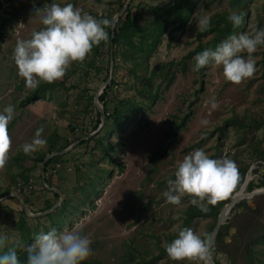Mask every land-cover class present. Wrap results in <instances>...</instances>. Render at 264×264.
Instances as JSON below:
<instances>
[{"label":"rangeland","instance_id":"1","mask_svg":"<svg viewBox=\"0 0 264 264\" xmlns=\"http://www.w3.org/2000/svg\"><path fill=\"white\" fill-rule=\"evenodd\" d=\"M118 1L121 0H0V112L8 105L15 108L8 125L11 150L7 165L0 169V195L7 193L0 199V236L7 238L0 255L27 251L40 233H59L75 227L91 241V255L82 264H178L164 251L173 241L171 237L176 239L178 230L184 228L207 234L214 220L213 215L205 214L189 221L191 197H183L180 205L169 204L164 197L167 182L175 179L183 158L202 149L211 159H232L239 174L241 166L251 161L245 175L250 178L248 182H258L264 173V162L251 157L252 149L264 154V94L260 89L264 84V46L252 54L254 74L240 84L228 82L222 66L214 62L200 73L194 71V56H190L200 42L206 43L212 37L198 36V20H211L229 10V0H189L192 9L185 27L176 29L170 25L156 46L147 48V57L131 59L127 53L124 55L123 48H111L110 43L94 46L83 62L69 67L63 79L51 84L41 82L36 97L27 98L32 89L26 88L18 75L14 49L17 41L30 39L33 31L43 27L42 19L49 6L71 3L82 13L113 23L121 10ZM175 1L133 0L138 25L150 24L155 7L166 9ZM259 30H264V0H252L236 36H252ZM130 42L139 48L140 36ZM135 51L130 52L136 55ZM242 55L247 58V53ZM107 69H112V74L106 86L111 80L113 84L107 89L104 117L110 114V118H104L103 125L94 130L98 111L94 97L109 77L108 74L106 78ZM98 103L103 107L99 98ZM114 108L116 115L112 113ZM230 118L253 124L252 131L245 132L229 122ZM41 126L46 146L26 155L22 145L30 143ZM81 138L90 139L79 144ZM51 143L57 151L71 148L57 155L61 158L48 168L50 187L59 191L62 201L46 213L59 197L54 198V191L43 184L42 162L37 158L48 154ZM63 172L66 176L59 177ZM29 184L30 191L24 190ZM244 191H248L246 185ZM12 193L29 202L26 205L30 204L32 214L40 215H22L15 198L4 202ZM45 195L53 199L48 210ZM246 202L256 209L245 211V206L228 215L234 228L226 237L230 246L224 252L211 248L215 264H247L248 247L256 256L264 251L260 237L264 230V195ZM26 260L27 257L23 264Z\"/></svg>","mask_w":264,"mask_h":264},{"label":"clouds","instance_id":"2","mask_svg":"<svg viewBox=\"0 0 264 264\" xmlns=\"http://www.w3.org/2000/svg\"><path fill=\"white\" fill-rule=\"evenodd\" d=\"M228 20L234 27L243 22V14L231 11ZM43 27L33 31L31 38L17 41L13 59L18 75L24 79L26 88L35 90L41 82L54 83L64 78L69 67L83 62L92 52L108 40L106 28L111 27L108 19H97L82 13L71 3L64 6L53 3L42 19ZM210 26L208 17L197 22V28L205 31ZM264 46V30L254 35L232 36L215 50L208 48L193 57L194 71H199L214 62L222 66L224 78L233 84H240L255 72V58L252 55L258 47ZM247 53V58L242 54ZM215 108L216 104L213 103ZM15 108L8 105L0 112V169L8 162L11 138L8 125L13 120ZM207 123V121H203ZM43 126L38 128L30 143L22 145L28 155L46 146L42 138ZM240 176L236 163L229 158L211 159L202 149L186 155L178 164L175 179L168 180V190L163 193L167 202L180 205L185 196L191 197V204L216 205L227 199L239 185ZM6 237L0 236V248L5 246ZM91 241L74 227L61 232L51 230L40 233L27 249L26 264H82L91 255ZM171 261L188 264H208L212 255L208 234H197L190 228L178 230V237L167 247ZM0 264H21L14 251L0 255Z\"/></svg>","mask_w":264,"mask_h":264},{"label":"trees","instance_id":"3","mask_svg":"<svg viewBox=\"0 0 264 264\" xmlns=\"http://www.w3.org/2000/svg\"><path fill=\"white\" fill-rule=\"evenodd\" d=\"M125 2L126 0H121L118 1V9H121L125 6ZM252 2V0H229V10H225V12H223L222 14H217L214 19L210 20V26L207 30L205 31H199L198 32V36H202L205 34H212L211 36V40L206 42V43H202L200 42L196 48L193 50L192 53H190V56L193 55H197L198 53L202 52L205 49L211 48L213 50H215L219 45H221L222 41L225 38L228 37H232V36H236V34L242 30V27L245 23V19L247 18V8L249 6V4ZM192 3L189 0H176L172 5H170V7L164 9L162 7H158V8H154L155 9V18L150 22V24L147 25H138L137 23V17L135 14H133V0H131L127 7H126V12L125 15L121 16L116 24V28H115V32H114V36L111 39V27L106 28V31L108 32V40L102 42L103 44L105 43H110L112 40V45L113 48H117V47H121L124 49L123 53L124 55H126L125 53L128 54V56L131 59H136L138 57H147V48H152L155 47L156 44L160 41L161 37L164 35L165 31L170 27V25H174L176 29H182L185 27V25L187 24V22L189 21L190 18V13H191V9H192ZM231 11H238L239 13L243 14V22L240 24L239 27H234L233 24L228 20V15ZM96 18H98L96 16ZM112 23V21H110ZM135 36H140L141 39V45L139 46V48L136 47L135 44H133L132 38H134ZM128 47V48H127ZM132 50H136L135 54H133ZM98 51H95V53ZM145 62V59L144 61ZM261 65L262 68L264 69V49L261 52ZM199 73L201 72V69L198 71ZM109 74V69H107L106 71V78L108 77ZM113 84V80H111L110 84L105 86V88L103 89V91L98 95V98L101 100V102L103 103V109H104V113H107V109H106V96H107V89L109 86H111ZM40 88H42L40 85L35 89L32 90L30 92V95L27 96V98L32 99L35 98L36 95L39 93V91L41 90ZM261 91L264 94V84H261L260 87ZM113 115L117 114V109L114 108L112 111ZM105 120H107L108 118H110V114L105 115ZM118 121V119L115 117L114 118V123L116 124ZM229 122H232L234 124L239 125V127H241L245 132L247 131H252V127L253 124L251 123H244L243 121H239L238 119H229ZM227 121V122H228ZM101 120H100V113L97 111L96 113V121L95 124L93 126V129L96 130L100 124ZM257 124V123H254ZM261 124H264V119L261 121ZM88 139H83L81 138L79 140V144L84 143L86 140ZM55 144L51 143L49 145V151L48 153H51L53 151H57V149L54 148ZM252 156L254 158V160L259 161V162H264V154L257 150V149H252ZM44 158V155L40 156L37 158V162H42ZM61 156H53L51 157L44 166V174H46L45 176V181L46 183L50 186V181L48 179L47 173L49 171V167L51 165H53L54 163H56V161L58 159H60ZM251 165V161L248 164H245L244 166H241V170H240V181H239V185L237 186L236 190L237 191L240 186L242 185V183L244 182L245 179V175L248 172L249 168ZM25 180H27V177H24ZM264 185V173L259 175V179L258 182H255L253 180H250L247 184H246V189L248 191H252L255 188L261 187ZM45 189V188H44ZM8 191V190H7ZM235 191L232 193V195L235 193ZM7 194V193H6ZM6 194H2V196L0 197L3 198L6 196ZM53 197L54 198H58V195L56 193H53ZM231 198V195L223 200L218 202L216 205H207V210L203 211L201 209L200 206H194L193 204L189 207L188 209V214H189V221L196 215H213V222L210 224V227L208 229V236H210L211 231L213 230L215 223H216V219H217V215L219 214L220 210L222 207H224L227 203H229ZM10 200H14V197H9L5 200H3L4 202H9ZM2 201V202H3ZM25 203H27L26 200H24ZM64 203L61 204V207L63 206ZM1 205V204H0ZM2 206V205H1ZM247 207L244 208L245 211L246 210H251L254 211L256 208H250L247 205L246 200L241 201L238 205H235L230 213H237L238 210L242 207ZM52 207V205H48L46 207V210L50 209ZM60 207V208H61ZM244 210L242 212L239 213H243ZM22 215H24V212L22 211ZM230 229H231V223H230V219H226L225 223L222 224L220 226V229L217 232L216 238H215V243H214V247H213V251H223L227 246H230V244H228L226 242V237L229 235L230 233ZM175 237V236H174ZM174 237L172 240H174ZM261 239L264 241V230L262 232V235L260 236ZM177 238V236H176ZM255 241H257L255 239ZM170 244V241H169ZM3 249V248H2ZM0 249V251L2 250ZM5 249V248H4ZM166 250V248L164 249V251ZM247 253H246V260H247V264H264V251L260 252V256H256L254 251L252 250V247H248L247 249ZM5 251V250H3ZM17 257L19 258V260L21 261V264H23L24 259L27 257V251H20L19 254L17 255ZM256 262V263H254Z\"/></svg>","mask_w":264,"mask_h":264},{"label":"water","instance_id":"4","mask_svg":"<svg viewBox=\"0 0 264 264\" xmlns=\"http://www.w3.org/2000/svg\"><path fill=\"white\" fill-rule=\"evenodd\" d=\"M131 0H126L125 2V6L123 8H121L120 10V13L114 18L113 20V23H112V26H111V39L113 38L114 36V32H115V26H116V23L118 21V19L120 18V16L122 15V13H125L126 12V7L128 5V3L130 2ZM110 46L111 48L113 47L112 45V40L110 42ZM111 74H112V69L109 71V77L108 79L102 83V85H100V89L102 90V88L104 86H106V84L110 81L111 79ZM98 87V88H99ZM98 90L95 94V103L97 104L98 106V110H99V113H100V124L98 126V129L103 125L104 123V112H103V107H101L98 103ZM97 129V130H98ZM70 147L68 148H65V149H62V150H59V151H56V152H51V153H48L45 155V157L43 158L42 160V165H41V173H42V182L43 184L45 185V187L48 189V190H52L54 191V193H56L58 196H59V201L56 205H54L50 210L46 211L47 212H50L52 211L53 209H55L57 206L60 205L61 201H62V196L61 194L59 193V191L56 189V188H53V187H50L49 185H47L46 181H45V174H44V166H45V163L53 156H57V155H60V154H63L64 152L68 151ZM248 180L249 178L248 177H245L244 179V182L242 183V185L240 186V188L235 191V193L232 195V197L230 198V201L229 203H227L219 212V214L217 215V219H216V223H215V226L213 228V230L211 231L210 233V236H209V239H210V248H212L214 246V243H215V238H216V235H217V232L218 230L220 229V226L222 224L225 223L226 219L228 218V215L230 214L232 208L237 205L240 201L242 200H250L251 198L255 197V196H261V195H264V187H259V188H255L253 189L252 191H244V187L245 185L248 183ZM12 197H14L16 200L19 201L21 207H22V210L24 211V213L29 216V217H37L39 216L40 214H32L30 212V210L28 209L26 203L15 193H12L11 194ZM9 195V196H11ZM251 203V202H250ZM234 230V228H231L230 229V232H232ZM219 256H221V254H219ZM209 261L212 263V264H215L212 256L210 257Z\"/></svg>","mask_w":264,"mask_h":264},{"label":"crops","instance_id":"5","mask_svg":"<svg viewBox=\"0 0 264 264\" xmlns=\"http://www.w3.org/2000/svg\"><path fill=\"white\" fill-rule=\"evenodd\" d=\"M94 99V98H93ZM94 103H95V100H94ZM95 105H96V103H95ZM99 111V110H98ZM65 175V173L63 172L62 174H59L58 176L60 177V176H62V175ZM56 176V175H55ZM66 176V175H65ZM51 177H53V176H51ZM57 177V176H56ZM66 181V185H68L69 183H70V180H65ZM60 189H62V191H65L66 190V187H60ZM59 197V196H58ZM46 200H43L44 202H46V204H50L51 202H52V196L51 195H45V197H44ZM27 203H29L28 201H27ZM30 203H33L32 201L30 202ZM43 206V205H42ZM28 207L30 208V209H32L31 208V206H30V204H28ZM40 208H41V206H39ZM38 207V208H39Z\"/></svg>","mask_w":264,"mask_h":264},{"label":"built area","instance_id":"6","mask_svg":"<svg viewBox=\"0 0 264 264\" xmlns=\"http://www.w3.org/2000/svg\"><path fill=\"white\" fill-rule=\"evenodd\" d=\"M89 114H91V113H89ZM91 117L93 118L92 114H91ZM58 165H59V164H57V166H58ZM31 187H32V186L29 184V185L25 186L24 190L27 189L28 191H30ZM24 190H23V191H24Z\"/></svg>","mask_w":264,"mask_h":264},{"label":"bare ground","instance_id":"7","mask_svg":"<svg viewBox=\"0 0 264 264\" xmlns=\"http://www.w3.org/2000/svg\"><path fill=\"white\" fill-rule=\"evenodd\" d=\"M100 90H101V89H99V91H100ZM99 91H98V92H99ZM101 107H102V106H101ZM249 179H250V178H249ZM208 264H212V263H211L210 261H208Z\"/></svg>","mask_w":264,"mask_h":264}]
</instances>
